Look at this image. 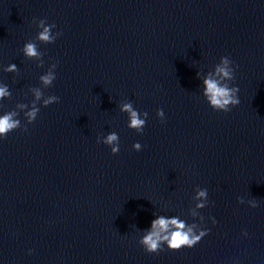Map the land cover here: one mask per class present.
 <instances>
[{
    "label": "water",
    "instance_id": "obj_1",
    "mask_svg": "<svg viewBox=\"0 0 264 264\" xmlns=\"http://www.w3.org/2000/svg\"><path fill=\"white\" fill-rule=\"evenodd\" d=\"M34 18L61 35L41 43ZM29 41L39 57L21 54ZM222 56L239 89L228 112L208 107L197 78ZM0 84V111L21 126L17 105L41 104L34 88L60 98L0 139V264H264V0H0ZM125 99L148 113L141 134ZM110 131L115 155L96 142ZM154 214L207 235L146 253L137 240Z\"/></svg>",
    "mask_w": 264,
    "mask_h": 264
},
{
    "label": "clouds",
    "instance_id": "obj_2",
    "mask_svg": "<svg viewBox=\"0 0 264 264\" xmlns=\"http://www.w3.org/2000/svg\"><path fill=\"white\" fill-rule=\"evenodd\" d=\"M33 23L37 24L40 31L36 35V39L44 44L53 43L61 33L52 31L56 27L55 24H47L45 19H33ZM21 54L28 59L39 57L41 54L37 50V44L34 42H25L21 48ZM57 65L53 63L46 69L38 80L40 84L47 88L50 87L56 78L55 69ZM236 65L228 56H222L219 62L212 66L211 70L206 71L203 76L197 72V78L200 79V95L213 111L228 112L232 107L239 104L238 87L234 83V73ZM5 72H16L17 66L9 64L4 68ZM34 101H41L40 106L35 103L26 105L20 103L17 105L19 109L28 110L24 113L25 124L21 126V121L18 119V112L15 109L0 111V139H3L9 132L21 128L27 131L26 125L31 124L37 117L40 107H47L50 104L58 103L59 97L51 95L42 99V92L39 88L33 89ZM11 95L7 84H0V100ZM119 111L126 114V127L134 130L137 134L143 132L148 113L138 111L134 108L131 101L125 99L119 105ZM156 117L163 121L164 112L162 109H157ZM97 143H102L107 146L110 153L115 155L119 151V136L116 132L110 131L104 135H97ZM133 151L139 152L142 148L139 142H134L131 145ZM207 197V190H199L193 197L194 200L200 201L196 204V208L204 207L203 201ZM256 207L255 204L252 205ZM195 215V212H193ZM155 218L149 223L146 229L140 230L142 235L139 236L137 243L143 248L146 253H156L167 249L168 251H176L184 248H191L197 244L205 235L208 229L198 228L196 224H188L179 216H166L154 214ZM216 223L215 220L212 221ZM242 235L247 236V232H242ZM31 253V249H29Z\"/></svg>",
    "mask_w": 264,
    "mask_h": 264
}]
</instances>
